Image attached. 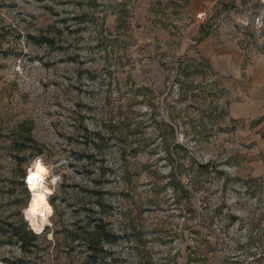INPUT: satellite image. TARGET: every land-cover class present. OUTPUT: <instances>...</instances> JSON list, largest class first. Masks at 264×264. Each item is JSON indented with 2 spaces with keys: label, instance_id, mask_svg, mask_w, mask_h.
Segmentation results:
<instances>
[{
  "label": "rangeland",
  "instance_id": "374dc122",
  "mask_svg": "<svg viewBox=\"0 0 264 264\" xmlns=\"http://www.w3.org/2000/svg\"><path fill=\"white\" fill-rule=\"evenodd\" d=\"M262 7L0 0V263L84 264L66 230L99 190L122 238L109 264H264V94H246L249 81L220 74L195 43L203 9L222 42ZM247 31L264 54V31ZM42 36L54 44L31 39ZM23 124L39 153L18 152ZM37 161L57 209L42 234L25 215ZM15 228L38 238L23 250Z\"/></svg>",
  "mask_w": 264,
  "mask_h": 264
},
{
  "label": "trees",
  "instance_id": "16d2710c",
  "mask_svg": "<svg viewBox=\"0 0 264 264\" xmlns=\"http://www.w3.org/2000/svg\"><path fill=\"white\" fill-rule=\"evenodd\" d=\"M223 8L228 9V6L224 5ZM208 28H210L209 24L200 27L197 42L209 36L210 32ZM31 39L37 45L52 46L54 44V40L47 36L39 38L31 37ZM17 133L23 137V140L15 142L18 146V152L32 149L34 152L39 153V143L32 135L33 126L23 124ZM97 136L101 139V134H97ZM19 159L22 161L21 158ZM89 193V207L82 208L86 219L82 222L83 224H77L75 229L66 230V235L72 243H77L78 247H81L85 252L86 260L84 264H109L108 261L113 260V254L106 247L117 244L122 238L109 229V223L106 221V217L112 216L113 207L104 202V194L99 190H93ZM49 202L56 212L54 197ZM15 230L16 232L13 233V238H16L23 250H26L38 238V235L32 231L23 234L20 228H15Z\"/></svg>",
  "mask_w": 264,
  "mask_h": 264
},
{
  "label": "crops",
  "instance_id": "0c3cea01",
  "mask_svg": "<svg viewBox=\"0 0 264 264\" xmlns=\"http://www.w3.org/2000/svg\"><path fill=\"white\" fill-rule=\"evenodd\" d=\"M160 1L164 2L165 0ZM202 14H207L205 9H203ZM242 14L244 12L240 13L238 18L243 19L247 16V14ZM202 19L200 27L209 24L208 22L207 24L204 22L203 17ZM247 30L248 28H242L241 32L229 33L223 37L222 42L219 39L216 41L210 34L202 41L197 42L199 38L198 32V38L195 42L197 51L199 52V56L203 60L208 59L220 74L232 75L236 78H246L250 84L246 94H264V54L260 49H257V45L249 43L250 34L255 33L248 32ZM260 33L258 32V34ZM214 42L215 45L213 44ZM208 46L212 48L210 51L208 50ZM233 109V114L235 115L239 112L243 113L242 115L245 113L243 106L234 107Z\"/></svg>",
  "mask_w": 264,
  "mask_h": 264
},
{
  "label": "clouds",
  "instance_id": "9594fccd",
  "mask_svg": "<svg viewBox=\"0 0 264 264\" xmlns=\"http://www.w3.org/2000/svg\"><path fill=\"white\" fill-rule=\"evenodd\" d=\"M34 168L35 172H30L28 176V184L32 189V199L26 210V215L29 219L39 215L41 217V224H46L48 216L52 215V209L46 199L51 193L44 184V176L47 174V169L40 161L34 164Z\"/></svg>",
  "mask_w": 264,
  "mask_h": 264
},
{
  "label": "built area",
  "instance_id": "2783aa9c",
  "mask_svg": "<svg viewBox=\"0 0 264 264\" xmlns=\"http://www.w3.org/2000/svg\"><path fill=\"white\" fill-rule=\"evenodd\" d=\"M261 4L263 5V7L257 12V14L245 16L243 19H235V22H232L230 24L231 27L236 28L237 26H239L243 29H246L249 28L250 24H253V28L255 29V31H264V0H261ZM201 16L204 18L206 17V14H202ZM250 19H252V21Z\"/></svg>",
  "mask_w": 264,
  "mask_h": 264
},
{
  "label": "bare ground",
  "instance_id": "6f19581e",
  "mask_svg": "<svg viewBox=\"0 0 264 264\" xmlns=\"http://www.w3.org/2000/svg\"><path fill=\"white\" fill-rule=\"evenodd\" d=\"M47 203H48V201H47ZM48 205L51 207L52 215H53V213H54L53 207L49 203H48ZM28 207L25 209V215H26V210L28 209ZM52 215L48 216V218H47L48 222L46 224H41V217L39 215L33 217L32 219H29V217L26 215V218L30 222L33 230L38 234H42L45 230L46 225L50 224V218L52 217ZM0 264H5V263H0Z\"/></svg>",
  "mask_w": 264,
  "mask_h": 264
}]
</instances>
